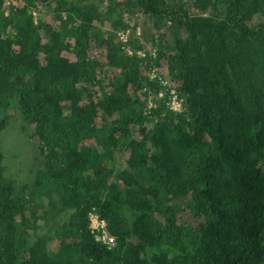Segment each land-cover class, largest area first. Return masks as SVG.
<instances>
[{
  "label": "trees",
  "instance_id": "1",
  "mask_svg": "<svg viewBox=\"0 0 264 264\" xmlns=\"http://www.w3.org/2000/svg\"><path fill=\"white\" fill-rule=\"evenodd\" d=\"M4 2L0 130L20 116L40 158L19 184L0 147V264H264V22L251 24L264 0ZM36 6L60 27L36 20ZM138 10L158 33L149 69L166 61L181 112L167 105L172 84L95 27Z\"/></svg>",
  "mask_w": 264,
  "mask_h": 264
},
{
  "label": "rangeland",
  "instance_id": "2",
  "mask_svg": "<svg viewBox=\"0 0 264 264\" xmlns=\"http://www.w3.org/2000/svg\"><path fill=\"white\" fill-rule=\"evenodd\" d=\"M24 0H5L3 8L5 12H8L12 6L21 7L23 6ZM98 10L101 12L105 10L107 6V1L98 2L96 1ZM189 11L192 13H198L193 6H191L190 2H187ZM34 12V17L37 20L41 18L42 21L47 22L48 24L54 25L55 28L60 27V24L54 19L53 14L42 6H36ZM119 14H121V10H116L114 16H111L112 19H116ZM124 26L119 27L113 24L110 20H104L102 22L95 21V27L98 28L102 32H110L115 36V42L120 43L122 48L128 53L131 54L132 51H135L136 54L143 58L142 65L140 70L143 74L147 73L149 78L152 79L156 75L160 76L159 80L162 84L167 85L168 83L172 84L173 88L170 91V99L167 102L169 108L173 111L181 112L185 106L183 104V99L179 96L177 90V83H173L168 74L166 68V61L161 60V64L159 67L153 69L145 57L149 54L153 55L157 43V30L154 27L152 19L144 15L141 11H136L134 15H128L124 12L123 14ZM260 22H264V15L256 14L251 24H258ZM165 31V29H162ZM106 34V33H105ZM104 34V35H105ZM134 34V37L137 39V48L134 50L130 45H128V41L130 36ZM187 35L185 30H182L181 37L185 38ZM105 55V47L96 46L92 51V56L97 59H102ZM66 56L70 59H73V55L66 51ZM103 71L106 72V67L102 66ZM100 72V70H99ZM169 81V82H167ZM166 94L165 91L159 93L158 97L149 94L147 97L148 107L153 105V99L159 98L160 96H164ZM22 120L20 116L12 118L9 121V125L7 129L0 130V147L4 154V164L6 168V176H10L21 183H29L31 184L33 177L37 171V165L39 162V149L37 148L38 142L34 138H30L31 133L29 132L28 136L21 128ZM86 144H91L92 141H86ZM21 152L19 154L16 153ZM17 154V155H16ZM120 160H124L123 156L119 158ZM39 168V167H38ZM46 224L42 223L41 236L45 237L48 235H52V233H47ZM89 227L93 230L95 237L106 243L113 244V240L107 234L105 229V223L100 220L96 215L91 214L89 218ZM47 241V239H44ZM115 243V240H114ZM57 245V240L55 237L49 240V246L54 248Z\"/></svg>",
  "mask_w": 264,
  "mask_h": 264
},
{
  "label": "built area",
  "instance_id": "3",
  "mask_svg": "<svg viewBox=\"0 0 264 264\" xmlns=\"http://www.w3.org/2000/svg\"><path fill=\"white\" fill-rule=\"evenodd\" d=\"M108 234V233H107ZM109 235V234H108ZM110 236V235H109ZM111 237V239L113 240V244H108V246H112V245H114V238L112 237V236H110ZM106 244V243H105Z\"/></svg>",
  "mask_w": 264,
  "mask_h": 264
},
{
  "label": "clouds",
  "instance_id": "4",
  "mask_svg": "<svg viewBox=\"0 0 264 264\" xmlns=\"http://www.w3.org/2000/svg\"><path fill=\"white\" fill-rule=\"evenodd\" d=\"M92 230V229H91ZM93 231V230H92ZM107 232V231H106ZM108 233V232H107ZM109 234V233H108ZM111 236V235H110ZM97 239V238H96ZM98 240V239H97ZM100 241V240H99ZM113 246V245H112Z\"/></svg>",
  "mask_w": 264,
  "mask_h": 264
}]
</instances>
